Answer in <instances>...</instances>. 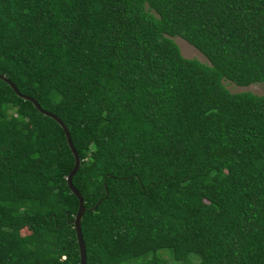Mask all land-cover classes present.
Wrapping results in <instances>:
<instances>
[{
	"label": "trees",
	"instance_id": "16d2710c",
	"mask_svg": "<svg viewBox=\"0 0 264 264\" xmlns=\"http://www.w3.org/2000/svg\"><path fill=\"white\" fill-rule=\"evenodd\" d=\"M0 74L67 129L84 264H264V86L221 82L264 81V0H0ZM72 162L0 79V264H77Z\"/></svg>",
	"mask_w": 264,
	"mask_h": 264
},
{
	"label": "water",
	"instance_id": "95a60500",
	"mask_svg": "<svg viewBox=\"0 0 264 264\" xmlns=\"http://www.w3.org/2000/svg\"><path fill=\"white\" fill-rule=\"evenodd\" d=\"M0 79L2 81H4L6 84H8V86L13 90V92L16 95H18L19 97H21L23 99L30 101L31 104L34 106V108L37 109L40 113H42L43 115H46V116L50 117L51 119H53L60 126V128L62 130L66 145H67L68 149L70 150L72 158H73L72 165L65 175V183H66V186L68 187L69 191L75 196V198L77 200V206H76L75 212H74L73 217H72V227L74 230L76 247H77V255H78L77 264H84V250H83V244H82L81 234H80V230H79V218H80L82 211L84 210L83 201H82V198H81V195L79 194V192L73 187V185L70 182V177L78 165V157H77V154H76V152H75V150H74V148L70 142L67 129L64 126V124L62 123V121L56 115H54L53 113H51L47 110L42 109L32 97L25 95V94H22V93H19L16 90V88L14 87V85L5 76L0 74Z\"/></svg>",
	"mask_w": 264,
	"mask_h": 264
},
{
	"label": "rangeland",
	"instance_id": "374dc122",
	"mask_svg": "<svg viewBox=\"0 0 264 264\" xmlns=\"http://www.w3.org/2000/svg\"><path fill=\"white\" fill-rule=\"evenodd\" d=\"M172 39L178 45L177 46L178 50L182 56L195 57L196 59L200 61H204V57L193 46L188 44L186 41H184L183 39L179 37H173ZM221 82L225 86V88L229 91L248 90L253 93H259L262 89V86H264V81L253 82V83H250L244 86L233 85L232 83L227 82L226 80H221Z\"/></svg>",
	"mask_w": 264,
	"mask_h": 264
}]
</instances>
